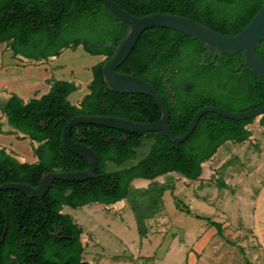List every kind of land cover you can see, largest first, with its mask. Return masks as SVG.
Returning <instances> with one entry per match:
<instances>
[{"label":"trees","instance_id":"trees-1","mask_svg":"<svg viewBox=\"0 0 264 264\" xmlns=\"http://www.w3.org/2000/svg\"><path fill=\"white\" fill-rule=\"evenodd\" d=\"M113 1L134 16L172 13L218 32L235 34L252 19L263 0ZM127 28V23L120 22L98 0H0V43L5 42L14 54L47 59L59 55L62 48L81 45L89 54L104 56L92 65L89 92L78 105L68 100L77 89L75 83L56 79L39 98L23 102L13 94L1 107L9 124L38 145L33 148L37 160L32 163H19L0 148V184L35 186L46 172L85 169L87 160L69 150L62 140L63 126L75 115L100 114L139 122L160 118V107L152 97L112 91L104 82L103 62L112 56ZM256 52L264 61V40ZM243 57L240 50L222 53L212 61L213 52L206 53L198 39L169 28L152 27L140 34L116 70L142 78L157 89L166 102L172 131L181 136L201 107L214 105L237 112L264 104V80L242 64ZM254 118L234 120L207 112L191 135L178 144L161 131L137 134L96 124L73 125L70 136L98 156L96 174L84 181L57 179L42 200L12 188L0 190V207L8 216L0 242V264H90L82 259V228L70 214L62 212L63 206L77 209L89 203L108 205L132 193L147 195L143 202H130L138 233L144 237L145 219L161 207L163 192L172 190L173 185L152 183L148 189L137 191L130 188L133 179L176 172L195 180L201 174V164L224 142L239 143L249 138L247 125ZM259 124L264 125V114ZM144 140H149L147 153L126 164L136 159V149ZM108 164L115 168L108 170ZM180 210L190 214L186 205ZM195 217L205 220L217 234L222 233L221 222ZM4 228L5 217L0 211V237Z\"/></svg>","mask_w":264,"mask_h":264},{"label":"rangeland","instance_id":"rangeland-1","mask_svg":"<svg viewBox=\"0 0 264 264\" xmlns=\"http://www.w3.org/2000/svg\"><path fill=\"white\" fill-rule=\"evenodd\" d=\"M5 47L0 43L1 63L8 62L9 56L11 62L0 75L6 81L16 77L10 70L23 71V67ZM103 59V55L87 53L81 45L70 46L57 56L41 59L39 71L52 79L73 81L77 89L68 100L78 104L89 92L92 65ZM38 76L42 74L26 75L25 83ZM259 118L247 125L251 131L248 139L226 141L218 147L202 163L205 171L195 180L171 172L143 186L131 182L130 188L137 191L148 189L152 183L173 185L172 190L166 188L163 192L161 207L145 219L146 234L142 238L130 202H143L147 195L132 193L120 204L110 206H64L62 212L70 214L82 228V259L90 264H264V125L259 124ZM148 148L149 140H144L136 149V159L126 164L144 156ZM114 168L107 166L108 170ZM185 205L190 214L180 210ZM196 215L221 222L222 233L217 234Z\"/></svg>","mask_w":264,"mask_h":264},{"label":"water","instance_id":"water-1","mask_svg":"<svg viewBox=\"0 0 264 264\" xmlns=\"http://www.w3.org/2000/svg\"><path fill=\"white\" fill-rule=\"evenodd\" d=\"M98 1L107 6V8L119 18L120 22L128 24L127 30L114 47L112 56L104 60L102 65V76L107 88L119 93H141L152 97L160 107V118L152 122H139L126 118L100 114L75 115L63 126L62 140L69 150L87 160V167L82 170L46 172L40 176L35 186L22 182L2 183L0 184V190L12 188L23 192L29 197H35L42 200L43 195L57 179L84 181L93 178L98 166L97 154L91 147L74 140L70 136L71 127L78 123L96 124L137 134H143L148 131H161L170 141L178 144L191 135L199 118L207 112H214L234 120L261 117L264 114V104L249 107L237 112L227 110L220 106L207 105L198 109L192 116L186 131L181 136H176L168 122L169 111L166 102L158 93L157 89L142 78L132 74L121 73L116 70L131 52L140 34L145 29L164 27L198 39L204 45L206 53L209 54L211 51L213 52L212 61H214V57L221 56L222 53L233 54L241 50L244 55L242 64L246 65L250 71L264 80V61L256 52V47L259 42L264 40V0L252 19L242 28L241 31L235 34L221 33L195 19L172 13L154 12L143 16H134L113 0ZM167 87L170 88L169 85H167ZM201 166L203 168V164H201ZM155 178L144 180L151 181ZM110 205L112 204L105 206ZM0 211L5 217V228L0 237V242H2L7 230L8 216L1 207Z\"/></svg>","mask_w":264,"mask_h":264},{"label":"crops","instance_id":"crops-1","mask_svg":"<svg viewBox=\"0 0 264 264\" xmlns=\"http://www.w3.org/2000/svg\"><path fill=\"white\" fill-rule=\"evenodd\" d=\"M2 43H4V45L6 46L4 50L9 51L11 55H15V57L17 58L16 60L17 63H19V65L23 67L24 72L22 70H10L12 71L11 72L12 74H16V77L14 78L12 77L10 80H6V81L2 76L0 77V148H3L5 153L15 158L19 163H24V162L32 163L37 160V157L33 152V148H35L38 143L35 141H31L29 138L23 135L24 133L12 127L9 124L7 115L2 111L1 107L7 103V101L12 97L13 94L21 98L23 102H27L33 98H39L41 95L48 92L50 88V83L56 79H52L46 76L45 74H43L42 71H39L40 66H42L39 64L41 59H33V58L25 57L21 54H14L10 49V47H8L5 42ZM6 61L8 62L3 64L1 63V59H0V75H2V73L8 70L7 68L11 63L9 62L10 56L9 59H7ZM10 71H7L6 73ZM29 74H34V75L42 74V76H38L34 81L25 83L26 80H28L26 79V75ZM40 87H42L43 89H40ZM75 105L78 104L76 103ZM12 138L14 139V142ZM203 171H205L204 168ZM206 171L209 172V169H206ZM132 182L135 186L137 185L143 186L148 181L144 179L136 178ZM118 203L120 204L121 202ZM262 235L264 239V234L262 233ZM191 261L192 263L195 261L194 256H192Z\"/></svg>","mask_w":264,"mask_h":264},{"label":"flooded vegetation","instance_id":"flooded-vegetation-1","mask_svg":"<svg viewBox=\"0 0 264 264\" xmlns=\"http://www.w3.org/2000/svg\"><path fill=\"white\" fill-rule=\"evenodd\" d=\"M63 49V48H62ZM202 58H204V56H202ZM202 171H203V168L201 169V173H202ZM168 174V173H167Z\"/></svg>","mask_w":264,"mask_h":264},{"label":"bare ground","instance_id":"bare-ground-1","mask_svg":"<svg viewBox=\"0 0 264 264\" xmlns=\"http://www.w3.org/2000/svg\"><path fill=\"white\" fill-rule=\"evenodd\" d=\"M143 183V182H142ZM145 184V183H144Z\"/></svg>","mask_w":264,"mask_h":264}]
</instances>
